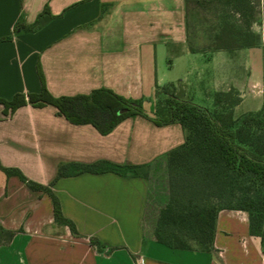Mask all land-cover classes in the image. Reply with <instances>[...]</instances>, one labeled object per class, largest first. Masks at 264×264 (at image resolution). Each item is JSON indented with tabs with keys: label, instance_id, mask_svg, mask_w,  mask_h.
Segmentation results:
<instances>
[{
	"label": "crops",
	"instance_id": "crops-1",
	"mask_svg": "<svg viewBox=\"0 0 264 264\" xmlns=\"http://www.w3.org/2000/svg\"><path fill=\"white\" fill-rule=\"evenodd\" d=\"M46 5L53 17L32 30L15 29L20 21L33 25ZM186 12L187 0H0V97L39 92L40 64L55 96L109 88L142 98L153 116L158 86L174 82L182 97L194 101L192 62L197 55L212 61L225 50L192 52ZM254 29L259 45L225 51L228 65L249 51L244 70L215 90H239L244 112L264 109V0ZM165 55L184 69L181 75L160 72ZM185 141L178 122L157 125L133 115L102 134L91 123H72L51 104H26L5 115L0 103V162L45 185L64 163L157 166ZM52 190L78 234L55 220L49 194L0 167V264H264L262 238L250 233L249 213L242 209L220 210L212 250L156 241L148 226L151 184L143 173L83 172L57 179Z\"/></svg>",
	"mask_w": 264,
	"mask_h": 264
},
{
	"label": "trees",
	"instance_id": "trees-1",
	"mask_svg": "<svg viewBox=\"0 0 264 264\" xmlns=\"http://www.w3.org/2000/svg\"><path fill=\"white\" fill-rule=\"evenodd\" d=\"M260 16L261 0H187L189 49L204 53L225 50L233 55L242 48L257 46L261 35L255 31L254 24ZM51 17L46 5L33 25L20 21L15 29L23 26L32 30ZM38 72L42 82L39 92H19L12 99L0 97L5 115L26 104L36 107L51 104L72 123H91L102 134L111 132L123 119L133 115L147 117L157 125L178 122L183 126L185 143L170 150L165 158L170 168L181 166V173L193 182L185 192L172 193L159 211L153 228L156 241L175 249L212 250L222 209L246 210L250 233L264 240V198H249L237 206L224 204L226 186L235 178H250L264 185V109L237 116L235 107L242 100L239 90L232 87L215 92L214 107L209 108L182 97L178 93L179 85L171 82L158 86L156 109L151 116L142 98H128L109 88H98L88 94L55 96L47 87L40 64ZM151 165L107 160L64 163L56 178L45 185L28 179L19 168L6 167L0 162L7 175H17L30 188L49 194L55 220L68 225L74 234H78L76 224L64 215L60 200L52 190L57 179L83 172L137 174L139 168Z\"/></svg>",
	"mask_w": 264,
	"mask_h": 264
},
{
	"label": "rangeland",
	"instance_id": "rangeland-1",
	"mask_svg": "<svg viewBox=\"0 0 264 264\" xmlns=\"http://www.w3.org/2000/svg\"><path fill=\"white\" fill-rule=\"evenodd\" d=\"M245 52L246 53H243L241 57L232 59L230 65L224 61L225 58H227V53L225 51L218 53L212 61H204L200 55H197L199 57H197L196 61L192 62V72L189 76L194 83V101L200 105L213 108L214 93L218 88V83L224 79L232 78L237 75V70H244V55L249 51ZM173 62H169V58L165 55L159 64L160 72H166V75H171L168 76V78L172 77L174 73L181 75L184 71V69L179 67L178 63L173 64ZM262 88L260 89L259 95L264 104V87ZM256 92H258V89H255V93ZM245 107L246 106L240 107V104L236 105L235 114L238 116L244 113ZM182 170L183 168H181V166H173L170 168L167 158H164L163 162L157 166L144 167L138 170L139 173L147 175L150 179L151 194L149 202L150 210L148 211V226L152 229L157 221L159 211L168 202L172 193L185 192L192 184L193 181L191 178L182 174ZM249 198H254L256 200L263 199L264 185L254 182L250 178H235L228 182L224 191V204L237 206L242 201L245 203ZM262 241L264 244L263 239Z\"/></svg>",
	"mask_w": 264,
	"mask_h": 264
}]
</instances>
